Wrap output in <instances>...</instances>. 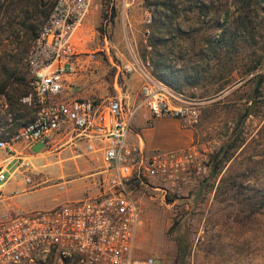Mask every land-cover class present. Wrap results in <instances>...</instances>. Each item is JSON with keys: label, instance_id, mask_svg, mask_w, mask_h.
Segmentation results:
<instances>
[{"label": "rangeland", "instance_id": "374dc122", "mask_svg": "<svg viewBox=\"0 0 264 264\" xmlns=\"http://www.w3.org/2000/svg\"><path fill=\"white\" fill-rule=\"evenodd\" d=\"M51 1L38 0L27 19L17 11L1 16L0 26L14 23L2 40L13 64L0 72V138L33 115L24 59L33 37L24 41L19 22L36 23V33ZM104 38L112 44L107 55L83 56L60 95L105 96L114 80L129 91L146 72L196 105L198 121L185 126L207 158L204 172L174 192L134 188L133 254L151 255L153 264H264V0H89L73 44L93 50ZM65 138L30 146L32 182L14 172L2 187L0 214L47 209L96 191L93 175L79 170L91 166L83 142ZM10 191H27L18 196L21 206ZM20 264L83 263L51 254Z\"/></svg>", "mask_w": 264, "mask_h": 264}, {"label": "built area", "instance_id": "2783aa9c", "mask_svg": "<svg viewBox=\"0 0 264 264\" xmlns=\"http://www.w3.org/2000/svg\"><path fill=\"white\" fill-rule=\"evenodd\" d=\"M88 6L89 0H52L25 52L34 112L8 139L0 138V206L2 187L14 172L22 174L24 183L32 182L29 156L35 152L30 153V146H45L59 134L82 141L86 152L99 153L96 191L47 209L2 212L0 264L43 260L51 254L83 264H153V256L133 254L139 216L134 188L174 192L206 169L207 158L194 142L159 150L147 148L138 134L135 140L129 136L140 107L152 117L175 116L183 126L199 119L196 105L148 73L133 95L116 80L113 92L105 96L60 95L83 56L107 55L112 46L106 38L93 50L74 46Z\"/></svg>", "mask_w": 264, "mask_h": 264}, {"label": "crops", "instance_id": "0c3cea01", "mask_svg": "<svg viewBox=\"0 0 264 264\" xmlns=\"http://www.w3.org/2000/svg\"><path fill=\"white\" fill-rule=\"evenodd\" d=\"M136 89L130 88L129 91L133 95ZM72 95L81 96V93L75 92ZM146 113L147 111L141 107L133 116L129 130V136L132 139L135 140L136 134H138L142 138L143 143L147 148L155 149L159 146L167 149L182 147L192 142V128L190 129V127L183 126L177 117L166 115L154 116L148 123H146ZM65 136L66 138L64 139V142L69 140L72 142L74 139L70 135L66 134ZM86 153L89 156L88 162L91 164V166L89 170H83V168L80 167V171H86L85 173L81 174V177L93 175L91 178H94L96 176L95 172L98 170L101 163L99 153L97 151H87ZM7 183H9L8 180L5 181L4 185ZM35 188L36 187L27 191L33 190ZM13 191L9 192V197H13V202L16 205L21 206L18 196L21 193H25L27 191L19 193H14Z\"/></svg>", "mask_w": 264, "mask_h": 264}, {"label": "trees", "instance_id": "16d2710c", "mask_svg": "<svg viewBox=\"0 0 264 264\" xmlns=\"http://www.w3.org/2000/svg\"><path fill=\"white\" fill-rule=\"evenodd\" d=\"M38 4V0H0V21L2 19V17L4 16L5 18H7L8 16H10L12 14V12L17 11L19 12V14L22 15V18H26L27 17H31L28 13V9L30 7H32L33 10L36 9V6ZM51 3L49 4L50 7ZM48 7V10H49ZM172 8L169 7L168 10H171ZM48 10L46 12H44V16L47 14ZM36 11V10H35ZM2 16V17H1ZM6 21V24L0 26V72H6L8 68H10V64H13V53H10L9 51H6L4 49V46L2 43V40L4 39V37H8V31L6 30V28L8 27H13V23L14 22H9V20H3ZM20 26L24 27V31L25 33H27L26 37H24V41H26L27 39L34 37L35 32L34 29L36 27V23H25L24 20L22 19L20 22ZM9 29V28H8ZM13 29V28H12ZM11 29V30H12ZM8 32V33H6ZM6 33V34H5ZM29 33V34H28Z\"/></svg>", "mask_w": 264, "mask_h": 264}]
</instances>
